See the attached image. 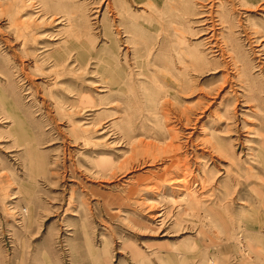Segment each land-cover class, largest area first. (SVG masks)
Masks as SVG:
<instances>
[{
  "label": "rangeland",
  "instance_id": "rangeland-1",
  "mask_svg": "<svg viewBox=\"0 0 264 264\" xmlns=\"http://www.w3.org/2000/svg\"><path fill=\"white\" fill-rule=\"evenodd\" d=\"M0 264H264V0H0Z\"/></svg>",
  "mask_w": 264,
  "mask_h": 264
},
{
  "label": "bare ground",
  "instance_id": "bare-ground-1",
  "mask_svg": "<svg viewBox=\"0 0 264 264\" xmlns=\"http://www.w3.org/2000/svg\"><path fill=\"white\" fill-rule=\"evenodd\" d=\"M180 88H181V87H180ZM181 89H183V88H181ZM182 181H184V180H182ZM177 183H181V181H178ZM177 183H176V184H177ZM184 186H185V185H184Z\"/></svg>",
  "mask_w": 264,
  "mask_h": 264
}]
</instances>
